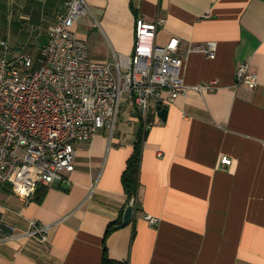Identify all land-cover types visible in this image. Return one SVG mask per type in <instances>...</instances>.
<instances>
[{
	"label": "crops",
	"instance_id": "1",
	"mask_svg": "<svg viewBox=\"0 0 264 264\" xmlns=\"http://www.w3.org/2000/svg\"><path fill=\"white\" fill-rule=\"evenodd\" d=\"M85 1L91 13L76 32L91 59L132 55L138 19H163L156 43L180 40L190 90L172 104L159 101L147 129L144 121L138 212L129 226L105 245L108 227L128 208L122 177L143 119L124 104L113 132L76 145V169L62 181L69 188L45 186L40 203L0 189V221L17 234L31 222L50 228L46 243L1 244L0 264H102L105 248L121 264H264V0ZM63 2L0 0V51L7 42L10 59L31 57L36 46L42 55ZM209 42L218 44L214 59L201 50ZM245 64L258 74L256 89L238 82ZM204 85L215 87L197 89Z\"/></svg>",
	"mask_w": 264,
	"mask_h": 264
},
{
	"label": "built area",
	"instance_id": "2",
	"mask_svg": "<svg viewBox=\"0 0 264 264\" xmlns=\"http://www.w3.org/2000/svg\"><path fill=\"white\" fill-rule=\"evenodd\" d=\"M90 13L85 0H64L42 47L38 70H32L34 62L28 55L10 59L13 50L2 43L0 189L10 186L24 201H31L40 186L62 182L64 173L74 172L76 145L93 140L102 130L113 132L124 104L139 109L147 129L159 101L172 104L190 90L182 75L187 57L179 54L180 40L173 38L164 47L156 43L163 19H138L133 54L99 62L91 59L87 42L76 32ZM201 50L214 59L218 44L209 42ZM237 78L252 89L259 86L258 74L249 64L238 70ZM221 162L233 164L228 157ZM129 205L136 213L137 196ZM146 220L153 226L160 222L150 215ZM30 225L29 231L17 234L0 221V245L31 238L49 241V227Z\"/></svg>",
	"mask_w": 264,
	"mask_h": 264
},
{
	"label": "trees",
	"instance_id": "3",
	"mask_svg": "<svg viewBox=\"0 0 264 264\" xmlns=\"http://www.w3.org/2000/svg\"><path fill=\"white\" fill-rule=\"evenodd\" d=\"M150 122H151V118L149 117L148 123ZM146 133L147 132L145 131V123H144V120L142 119L139 133H138V141L135 145L133 155L128 161L127 168L122 177L123 185L129 196L128 207L130 206L129 205L130 200L133 197L137 196L138 190L140 187V164H141V156H142V151H143V143H144V138H145ZM46 189L47 188L45 186H40L33 200L40 203L45 196ZM137 212H138V208L136 209V213ZM124 214L125 213L123 212L119 220L112 223L108 227L107 234L105 236V245H106V241L108 237L116 230L122 228ZM102 264H121V263H113L109 261L107 250L105 248Z\"/></svg>",
	"mask_w": 264,
	"mask_h": 264
},
{
	"label": "water",
	"instance_id": "4",
	"mask_svg": "<svg viewBox=\"0 0 264 264\" xmlns=\"http://www.w3.org/2000/svg\"><path fill=\"white\" fill-rule=\"evenodd\" d=\"M157 113L159 115L160 118H162L163 120H166L167 115H168V110L167 109H163L161 106L157 107ZM62 183V182H61ZM63 184V188L67 189L69 188L68 183H62ZM135 208L133 206H129L127 208V210L125 211L124 214V218H123V224L122 227H127L131 224V222L133 221L134 217H135Z\"/></svg>",
	"mask_w": 264,
	"mask_h": 264
},
{
	"label": "rangeland",
	"instance_id": "5",
	"mask_svg": "<svg viewBox=\"0 0 264 264\" xmlns=\"http://www.w3.org/2000/svg\"><path fill=\"white\" fill-rule=\"evenodd\" d=\"M62 7V6H61ZM61 9V8H60ZM60 11V10H59ZM59 13V12H58ZM35 49V50H34ZM42 51V50H41ZM31 57L34 62V66L32 67V70H38L41 68V60H42V55L40 52V48L38 46L34 47L31 50Z\"/></svg>",
	"mask_w": 264,
	"mask_h": 264
}]
</instances>
